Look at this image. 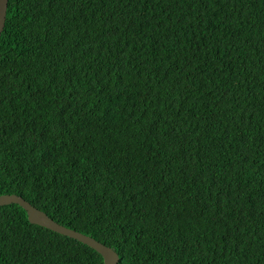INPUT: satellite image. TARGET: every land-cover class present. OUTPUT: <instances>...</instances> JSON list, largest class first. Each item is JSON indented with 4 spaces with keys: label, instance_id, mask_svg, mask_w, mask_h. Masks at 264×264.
Wrapping results in <instances>:
<instances>
[{
    "label": "trees",
    "instance_id": "16d2710c",
    "mask_svg": "<svg viewBox=\"0 0 264 264\" xmlns=\"http://www.w3.org/2000/svg\"><path fill=\"white\" fill-rule=\"evenodd\" d=\"M118 264H264V0H9L0 196ZM0 264H103L0 207Z\"/></svg>",
    "mask_w": 264,
    "mask_h": 264
},
{
    "label": "water",
    "instance_id": "95a60500",
    "mask_svg": "<svg viewBox=\"0 0 264 264\" xmlns=\"http://www.w3.org/2000/svg\"><path fill=\"white\" fill-rule=\"evenodd\" d=\"M9 0H0V38L4 32L7 12H8ZM17 204L22 207L27 213L28 220L31 224L41 226L50 231L58 233L60 235L77 240L96 252H98L103 258V264H118L119 255L111 247L97 241L91 236L85 235L73 229H70L64 225L59 224L49 217L45 212L39 210L33 206L30 202L26 201L23 197L16 194H6L0 196V206Z\"/></svg>",
    "mask_w": 264,
    "mask_h": 264
},
{
    "label": "rangeland",
    "instance_id": "374dc122",
    "mask_svg": "<svg viewBox=\"0 0 264 264\" xmlns=\"http://www.w3.org/2000/svg\"><path fill=\"white\" fill-rule=\"evenodd\" d=\"M6 206V205H5ZM0 207H2V206H0ZM85 245V244H84ZM87 246V245H86ZM107 246V245H106ZM89 247V246H88Z\"/></svg>",
    "mask_w": 264,
    "mask_h": 264
}]
</instances>
